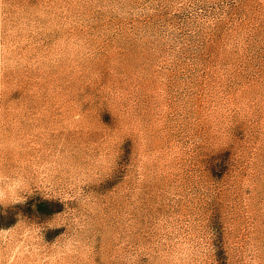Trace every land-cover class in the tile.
I'll return each mask as SVG.
<instances>
[{"label":"rangeland","instance_id":"374dc122","mask_svg":"<svg viewBox=\"0 0 264 264\" xmlns=\"http://www.w3.org/2000/svg\"><path fill=\"white\" fill-rule=\"evenodd\" d=\"M0 264H264V0H0Z\"/></svg>","mask_w":264,"mask_h":264},{"label":"clouds","instance_id":"9594fccd","mask_svg":"<svg viewBox=\"0 0 264 264\" xmlns=\"http://www.w3.org/2000/svg\"><path fill=\"white\" fill-rule=\"evenodd\" d=\"M47 199L39 186H34L26 172L20 169H0V207L7 209L17 204H25L36 192Z\"/></svg>","mask_w":264,"mask_h":264}]
</instances>
